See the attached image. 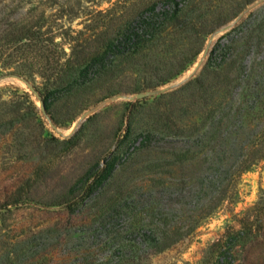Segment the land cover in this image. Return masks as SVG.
I'll return each mask as SVG.
<instances>
[{
  "label": "rangeland",
  "instance_id": "374dc122",
  "mask_svg": "<svg viewBox=\"0 0 264 264\" xmlns=\"http://www.w3.org/2000/svg\"><path fill=\"white\" fill-rule=\"evenodd\" d=\"M192 1L168 28L156 15L174 1L0 0V264H213L214 243L254 216L264 0ZM125 23L139 42L165 27L160 44L91 60Z\"/></svg>",
  "mask_w": 264,
  "mask_h": 264
},
{
  "label": "trees",
  "instance_id": "16d2710c",
  "mask_svg": "<svg viewBox=\"0 0 264 264\" xmlns=\"http://www.w3.org/2000/svg\"><path fill=\"white\" fill-rule=\"evenodd\" d=\"M169 2L174 1V5H169L164 12L158 13L156 16H162L170 18L168 28L170 26H178V22L182 17L187 16L188 14V3L193 2L192 0H167ZM151 12H156V4H153L150 6ZM202 15V14H201ZM197 22H193L192 27L195 29V31L199 34L207 33L206 31V25L205 24H195ZM128 23H125L120 33L117 37L119 38H113V37H106V38H99L96 40V45L94 46L92 51H88L86 54L88 56H91L92 59H103L105 56H108V54L112 51H120L119 53L115 54V57L122 55L125 58H134L139 57L146 59L149 57V53H143L141 54L143 49H147L148 51L155 50L158 45L160 44L161 40V33L165 30V27L161 28H155V34L153 37L146 38L143 41L139 42L141 40V33L138 29H130ZM167 28V29H168ZM213 32V30H212ZM158 33V34H156ZM134 42H139L135 44V52H124L123 50H120L119 47L123 44L125 47L130 46L131 44H134ZM87 49L85 47L82 48ZM82 52V51H81ZM74 57L76 56L75 53L72 50V55ZM126 55V56H125ZM86 59V58H85ZM87 61V59L85 60ZM69 64L70 61H69ZM76 73H79V69H76V67H72ZM71 70V71H72ZM111 71V70H110ZM109 70H106L104 72H101V74L108 75ZM176 74H172L171 76H168L167 78H163L160 82L166 83L169 82L173 76ZM159 82V83H160ZM42 102L45 106V109L49 110L47 103L48 99L43 96ZM188 152H181L177 154L178 159L184 160L187 158ZM115 161L107 162V165L105 167L100 168L92 177V182L88 185V193L92 192L94 188L102 185L113 173L115 169ZM245 169V168H244ZM91 174L89 173L88 176H86L85 180H88L90 178ZM83 180V179H82ZM253 209L256 211L254 216H248L246 218H241L239 223L236 226H233L231 230L227 231L226 234L218 241L214 243V249L212 251L211 258L214 260L213 264H235V259H237L236 255H234V251L239 255L238 257L240 261L238 264H264V193L259 198V201L256 203L255 207ZM165 237L167 232L164 233ZM180 239V238H179ZM225 240V242H224ZM234 241L235 244L238 246V249H235V246L228 247L224 243H228V241ZM177 241V240H175ZM174 241L170 244H163L156 246L157 251H163L164 249L170 247ZM233 250V253H232ZM232 258V259H231Z\"/></svg>",
  "mask_w": 264,
  "mask_h": 264
},
{
  "label": "water",
  "instance_id": "95a60500",
  "mask_svg": "<svg viewBox=\"0 0 264 264\" xmlns=\"http://www.w3.org/2000/svg\"><path fill=\"white\" fill-rule=\"evenodd\" d=\"M19 79V80H22L24 81L36 94H37V91L35 90V88L23 77L21 76H18V75H15V74H11V75H5L2 77V79ZM38 95V94H37ZM143 95H139V97H142Z\"/></svg>",
  "mask_w": 264,
  "mask_h": 264
}]
</instances>
